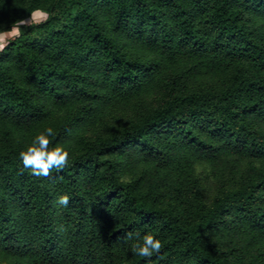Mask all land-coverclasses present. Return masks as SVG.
Segmentation results:
<instances>
[{"label": "trees", "instance_id": "1", "mask_svg": "<svg viewBox=\"0 0 264 264\" xmlns=\"http://www.w3.org/2000/svg\"><path fill=\"white\" fill-rule=\"evenodd\" d=\"M17 26L0 264H264V0H0ZM47 127L68 162L36 176L19 153Z\"/></svg>", "mask_w": 264, "mask_h": 264}, {"label": "clouds", "instance_id": "2", "mask_svg": "<svg viewBox=\"0 0 264 264\" xmlns=\"http://www.w3.org/2000/svg\"><path fill=\"white\" fill-rule=\"evenodd\" d=\"M2 41V37H0ZM3 42H0V48H3ZM55 133L51 127L45 128L33 139L26 149L19 153L20 161L24 168L29 169L36 176H48L52 168H62L68 162L69 152L61 146L49 148V137ZM68 195H60L57 198V204L67 206ZM131 233L129 234V237ZM162 247V241L152 233H147L141 239L134 243L132 251L141 257H151L153 253L158 252Z\"/></svg>", "mask_w": 264, "mask_h": 264}, {"label": "rangeland", "instance_id": "3", "mask_svg": "<svg viewBox=\"0 0 264 264\" xmlns=\"http://www.w3.org/2000/svg\"><path fill=\"white\" fill-rule=\"evenodd\" d=\"M46 16H47V13H45L43 11H37V12H34L32 14L30 19L23 21L22 24H29L32 22H38V21H41L42 19H44ZM26 29L27 28L24 26H17L9 32L0 34V37H2V41H0V42H3V44L5 45L10 39L15 38L16 36L24 33L26 31Z\"/></svg>", "mask_w": 264, "mask_h": 264}]
</instances>
